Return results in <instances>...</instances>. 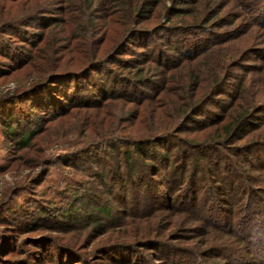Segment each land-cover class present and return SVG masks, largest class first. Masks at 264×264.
Instances as JSON below:
<instances>
[{
	"label": "rangeland",
	"instance_id": "obj_1",
	"mask_svg": "<svg viewBox=\"0 0 264 264\" xmlns=\"http://www.w3.org/2000/svg\"><path fill=\"white\" fill-rule=\"evenodd\" d=\"M124 1V6L121 2L122 7L116 9L112 6L115 0L104 4L95 1L96 11L77 13L74 5L77 6L80 0H74L73 5L71 1L63 3L64 5L54 9L55 13L49 15V8L52 6L50 0H23L15 3L0 0V47L8 49L24 42L14 31L18 32L24 28L33 30L34 27L11 26H16L13 22L20 15H24L25 18L28 16L36 18L34 13H29L35 4L44 7L46 5L47 11H42L39 15L45 18L47 15L58 17L38 29L44 32L45 39L49 42V46L46 44L40 52L44 58L49 56L53 44L57 47L65 44V41H61L62 35H58V32L52 34V29L56 28L53 27V23L56 21L62 22V25L69 30L77 28L82 22L88 23L89 30L84 33L85 28H80L72 35L74 40H77L76 36L81 32L82 38L77 45L82 42L83 49H88V46L92 47V45L106 47L121 39L129 25L133 28L137 27L148 37L146 40L150 44L147 48L134 44L130 47L138 51L146 49L154 56L161 53L163 60L167 54L172 53L174 41L180 39L192 43L203 41L205 42L202 43L203 50L199 52L193 48L191 54L194 52L195 55L184 60L178 59L179 66L171 69L173 92L180 88L182 81L190 78L191 72L199 74L201 86L206 87L213 73L210 70L218 69L223 62L230 66L225 75L226 81L230 84V91L227 90L229 96L226 93L217 95L216 101H212L210 96L206 99L211 103L205 105L202 108L203 114L197 117L202 121L201 124L191 123L189 128L192 130L189 135L192 137L189 138L202 140L204 130H213L220 123L213 120L215 114L229 115V111L233 109L230 110V106L226 104L233 99V94L239 93L237 88L240 85L242 92L239 98L234 97L235 106L253 101L255 111H258L255 117L257 121L231 145L209 143L205 145V149L191 146L190 157H184L183 160L174 159L167 168L149 160L159 168L158 171L156 169L154 171L144 164L148 160L141 161L137 166L139 175L132 180L126 175L118 184L112 181L115 180V176L121 174L122 170H125L120 167L119 156L106 154L103 150L96 149L97 145H94L86 163H75L73 160L71 166L67 160L79 154V150L86 151V148L97 143V139H92L91 135L98 131L102 124L100 116L111 120L113 115L127 116L128 111L134 110L141 114L140 120L130 123L121 122L122 130L117 131L118 135L124 136L125 132L137 138L159 135L164 131V126L168 124L171 114L175 111L173 106V102H176L175 96L171 97L167 93V96L159 99L157 103L154 101L148 104L142 103L141 107L136 103L119 101L115 102L114 106H108L103 115H98L95 110L82 109L55 121L52 119L53 116L39 113L37 116L41 115L45 118H42L43 121H39L38 125L31 124L29 130L36 132L35 139L31 142L34 145L29 148H23L10 140L5 129L0 125V250L6 249L0 251V264H5L3 261L9 258V252H12V257L19 261L18 264H24L27 260L33 261L32 264H59L56 260L35 258L30 260L32 255L29 253L36 248L34 239L39 236H54L66 253L71 254L69 248L74 249V252L76 251L80 254L78 256L83 258L81 262L75 264H123L126 259L123 254L131 259L136 258L134 264H264V169L262 167L264 148L258 149L257 145L252 152L253 155L239 154L240 151L236 150L242 146H255L257 142L264 143V0H158L150 11L157 12L159 18L153 17L154 13L152 17H144L140 20L136 10L137 4L132 0ZM168 6H171L170 15L163 11V8ZM132 7L136 10L134 14ZM206 7L210 9L206 10ZM195 11L202 12L203 16L207 15L209 20L206 23L200 21L203 16L198 18ZM130 13L134 17L131 18ZM194 18L198 20L191 23ZM1 23L5 25L1 26ZM90 23L93 24L92 27ZM68 62L70 67L67 69H70L76 62L75 57ZM40 63L41 59L20 70L13 72L10 70L6 77L0 76V95L11 93L16 89L22 90L30 85ZM218 72L219 70H216L214 74ZM147 82L149 84V81ZM152 88L142 87L146 92H153ZM15 97L10 94L7 97L10 103L3 105L0 103V108L9 107L11 111L22 109L27 113L29 103L21 102ZM213 102H219L223 107L220 108L216 105L218 103ZM184 134L188 136L187 133ZM174 141L183 144L181 139ZM183 148L184 145H181L180 150ZM206 151L208 156L203 158L202 154ZM247 162L253 164L255 169ZM177 165L182 167L176 173L177 176L178 174L181 176L178 184L172 181V171L177 170ZM236 167L244 170L245 174L239 173L238 179L234 180ZM109 170L112 173L110 177L105 176L106 181L96 178L97 173H107ZM254 178L256 179L253 180ZM233 182L236 195L227 198L223 192ZM171 186L173 189H170ZM221 186L223 191L220 189ZM165 192L170 196L167 202H162V194ZM79 195L84 197L80 206L84 204L85 208H91L94 206L92 201L95 203L94 199L99 198L104 204L111 205L112 212H117L120 207L131 212V209L144 210L149 204L162 206L154 214L158 217H150L157 223L155 231L152 229L153 232L150 233V236H153V243L150 241L145 245L140 240L133 243L136 240L129 235L145 232L144 227L148 224L147 221L142 223L141 220L125 215L127 213H121V221L124 222L122 228L110 230L106 235L101 236L92 231L91 227L69 230L66 227L59 229L55 225L41 224L53 222L51 219L54 216L64 219V215L60 214L66 209L72 208L74 212L76 209H81L78 202L72 200ZM225 209L230 210L227 217L231 220L230 224L226 225L223 215ZM245 213L247 219L243 218ZM240 216L244 220L240 225V231L244 229L241 232H247L246 239L237 236L239 230H233ZM36 221L40 222V225L34 226ZM27 225L31 227L24 229ZM217 226L224 227L223 231L218 230ZM11 228H17L18 231L13 232ZM220 245H226V248L223 254L218 255L219 251L215 248ZM11 247H14V250ZM108 248L109 256L112 258L111 263H105L101 255L103 250ZM78 256L77 258H80Z\"/></svg>",
	"mask_w": 264,
	"mask_h": 264
},
{
	"label": "trees",
	"instance_id": "obj_2",
	"mask_svg": "<svg viewBox=\"0 0 264 264\" xmlns=\"http://www.w3.org/2000/svg\"><path fill=\"white\" fill-rule=\"evenodd\" d=\"M9 1L15 3L22 2L23 0ZM70 1L73 5L74 0H50V4L52 6L49 8V15L55 13L54 9H56V7H60L61 5H64ZM95 1H98L100 4H104L107 1L109 3L113 2V0H80V3L77 6L74 5V7L77 9V13L78 11H83V13L88 11H96L97 5H95ZM115 1L116 2L112 4V6L115 7L114 9L117 7H122L121 2H123L124 6V0ZM132 1L137 4L136 10L138 11V19L140 20L144 17L153 16L155 12L150 11V9L158 0ZM209 9L210 8L206 7V10ZM136 10L135 7H132V14H134ZM170 10L171 6L163 8V11H166L168 15H170ZM42 11H47L46 5L44 7L39 4H35L29 13H34V17L36 18H31V16L25 18L24 15H20L19 18H16L13 22L16 26L11 27H22L23 25H30L31 27H34L33 30L24 28V30H18V32L14 31L16 36L24 42H20L19 44L11 46L10 48L8 47V49H3L0 47V58H2V60H0L1 77H6V75H9L10 70L11 72L20 70L25 66L28 67L33 63H37V61L41 59V63L36 69L30 85L22 88V90L16 89L11 93L7 92V94L0 95V103L2 105L4 103H10V99H7L10 94H12L13 97L16 96L15 99L20 100L21 102L27 101L26 103H29V110L27 113L22 109L11 111L12 109L9 107L4 106V108H0V125H2L3 129H5L7 137L10 140L18 143L23 148H29L34 145H32L31 142L33 139H35L34 134L36 131L29 130V128L31 127V124L35 123L38 125V123L43 121L45 117L41 115H51L53 116L52 119L54 121L58 118L62 119L82 109L95 110L98 115H103L106 112L107 107L114 106L115 102L123 101L128 104L136 103L138 107H141L142 103L148 104L150 102L153 103V101L157 103L159 99L167 96V93L171 97L175 96L176 102H173L175 111L171 114L168 124L164 126V131L159 135L140 136L137 138L133 137L132 134L130 136L128 135L129 133L125 132L124 136H119L117 131L122 130L120 127L121 122L130 123V121L136 122L140 120L141 114L139 115L134 110L128 111L127 116L113 115V119L111 120H107L104 116H100L102 124L98 131H95L91 135L92 139H97V143H92L93 146L86 148V151L79 150V154L73 156L71 159L69 158L70 160H67L71 166L73 165V160H75V163H86L88 161L89 154H92L93 152L92 150L95 147L94 145H97L96 147L98 148L96 149L103 150L106 154L108 153L110 155L114 154L119 156L120 167L125 170H122L118 177L115 176L114 178V176H112V179H115L112 182L114 184H118L120 179L126 175H128V178L131 180L135 179L134 177L139 175L137 166L141 161L144 162L148 160L146 163L144 162V164H146V166L149 168H152L154 171L155 169L158 171L159 168L149 160L154 161L155 164H160L162 167L167 168L174 159L183 160L184 157H190L191 153L189 151L191 146H198L201 148L204 147L202 149H205V145L209 143L231 145L235 139L242 137L257 121V118L255 117L258 111H255L256 108L253 101L245 102L240 106L237 104L235 106L234 101L236 99L234 100V97L239 98L241 95L240 93L242 92V86L240 85L239 88H237L239 93L237 95L233 94V99L229 100V102L226 104L230 106V110L233 109L232 111H229V115L224 116L223 114H215V118L213 120L219 121L220 123L213 130H204L202 140L198 141V139L189 138L192 137L189 135L190 130H192L189 128L191 123L201 124L202 121L198 120L197 117L203 114L202 108L205 105L211 103L206 99L210 96V98L213 99L212 101H216L215 97L217 95L222 93L228 94L229 92L227 90L230 91V84H228L225 79V75L230 69V66H228L226 62H223L220 67H218V69L213 68V71L210 70V72L213 73L206 87L201 86L202 82L200 80L201 77L199 74L191 72L190 78L186 81H182L180 88H177L176 91L173 92L174 89L171 86L172 82L170 78V73H172L171 69L179 66L177 63L178 59L180 60L182 58L184 60L187 57H192L195 55L196 53L194 52L191 54L193 48H196L199 52L203 50L202 48L205 42L197 41L192 43L191 41L185 39L174 41L175 43L172 44V53L167 54V57L165 60H163L161 53H159L158 56H154L146 49L138 51L130 47V45L134 44L147 48L150 43L148 40H146L148 37L142 34L143 32L141 29L137 27L133 28L129 25V27H127L124 31L121 39H117L112 44L106 47H96L92 45V47L88 46V49H83L82 47L84 44H82V42L77 45V42L82 38L81 32L79 36H76L78 38L77 40H74L72 35L80 28H85L83 30L85 33L86 30H89V27L87 26L88 23L85 24L82 22L80 25H78V27L76 26L77 28L69 30L66 29V26L62 25V22L56 21L53 23V27L56 28L52 29V34L58 32V35H62L63 38H61V41H65V44L64 46L59 47H57V45L54 46L53 44V46L50 48L49 56L44 58V56H41L40 52L43 51V49L46 47V44L49 46V42L46 41V35H44V32L38 29L51 20L58 19V17L47 15V18H45L44 16L39 15V13ZM197 12L195 11L196 16L201 18L203 16L202 12ZM183 13L185 14L184 11ZM132 14H129L131 18L133 16ZM155 16L159 18V14H157V12L153 17ZM197 20V18H194L191 23H195ZM202 20L206 23L207 20H209V17L205 15L200 19V21ZM15 22L17 24H15ZM34 22L36 24H32ZM4 25L5 24H2L1 26ZM90 25L91 27L93 26L91 23ZM97 26L98 25H96V27ZM93 30H96V28H93ZM210 42L211 40L209 43ZM75 53H77V55ZM26 56H28V58H26ZM73 57H75L76 62L74 66H71L72 68L67 69V67H70V63L68 61H70ZM216 70H219V72L214 74ZM147 81H149V84H151H147ZM145 86L153 87V92L144 91L142 87ZM213 103H218L216 105L220 108L223 107L221 104H219V102ZM39 113L41 115L37 116ZM204 119H206V117H204ZM207 122L209 121L207 120ZM89 123H91V120H89ZM184 133H187L188 136H185ZM177 139H181L183 144L179 143L178 141H174ZM103 145L104 149H102ZM181 145H184L185 148L180 150ZM257 145L259 147L258 149L264 148L263 142H257L255 146H242L236 150L240 151L239 154L247 153L248 155L252 154L254 148ZM207 156L208 151L203 152L202 157L205 158ZM259 159L260 158H258V161ZM262 161L264 163V158ZM66 164L68 165V162H66ZM178 165L177 170L174 172L172 171V181H175L177 184L178 179L181 176L179 174L177 176L176 173L179 171V169H182V167ZM248 165H252L254 167V165L251 163H248ZM262 167L264 169V166ZM243 171L244 170H241L240 167H236L233 179H238L240 176L239 173L244 175L245 173ZM111 173V170H109L107 173H97L96 178H99L101 181H106L105 176L110 177L109 175ZM231 173H233V171ZM225 176L226 175L223 174L224 178H226ZM255 179L256 178L253 180ZM170 182L171 181L169 180L168 183ZM233 184L234 182L231 184V186L226 187L223 192L227 195V198L236 195ZM170 189H173V186H171ZM220 189L222 190V186ZM248 189L250 190V186ZM169 196L170 195L168 192L163 193V200L161 199L162 202H167ZM84 197L79 195L74 197L72 200L78 202L80 206V203L84 200ZM94 201L95 203L92 201L94 206L91 208H85L83 206L84 204L80 206L81 209H76V212L72 211V208H69L66 209L64 213L60 214L64 215V219H59L57 218L58 216H54L51 219L53 222L48 221L41 224L55 225L56 228L66 227V229L69 230L77 229L79 227H91L93 229L92 231L97 232L98 235L101 236L106 235L110 230H119L122 228L124 222L121 221L120 216L127 213L125 215L135 218V220H141L142 223L147 221L146 224H148L147 227H144L145 232L140 231L137 232V234L129 235V237L136 240L133 243H136L137 240H140L141 243H145V245H147L150 243V241H153V236H150V233H152L153 230L155 231V226L157 223L150 217H158L154 214L159 209H161L160 207L162 206L149 204L144 210L131 209V212L120 207L117 212H112L110 204H104V202L99 201V198L94 199ZM261 201L262 200H260V202ZM86 205L88 206V204ZM169 207L172 209L171 206ZM229 211L225 209V213L223 214L225 216V225L230 224L231 222V220L227 217V213ZM118 212H120L119 215L117 214ZM241 217L242 216L237 218L235 226H233V230L240 231V225L242 222H244ZM243 218L247 219V213H245V217L243 214ZM37 225H40V222L36 221L34 223V226ZM29 227L31 226L27 225L24 229H28ZM5 228L10 229L8 227ZM217 229L223 231L224 227L217 226ZM242 230L244 231V229H241V231ZM11 231L17 232L18 230L17 228H11ZM241 231L237 236H239L241 239H246L247 232ZM34 242L36 248L30 251L29 254L32 255L30 260L34 258L38 260L47 259L48 261L56 260L59 264H75L81 262L83 259L78 256L80 254L76 251L74 252V249L72 248H69L72 252L71 254L66 253L62 248L63 246L59 241H56L54 236H39L34 239ZM225 246L226 245L216 246V251H219L218 255L223 254V250L226 248ZM13 248L11 247L12 250H14ZM5 250L6 249L4 248L0 251L3 252ZM116 250L123 249L116 248ZM109 253L110 249L108 248L103 250L101 254L105 263H111L112 258L109 256ZM9 255V258H5L3 261L5 264L19 263L18 260L12 257V252H9ZM77 256L80 258H77ZM123 257L126 258L122 262L123 264L135 263L134 259L136 258H128L125 254H123ZM32 262L33 261L27 260L24 264H32Z\"/></svg>",
	"mask_w": 264,
	"mask_h": 264
}]
</instances>
